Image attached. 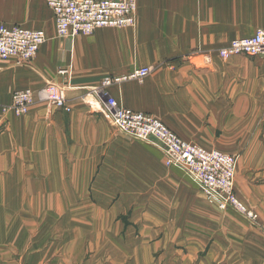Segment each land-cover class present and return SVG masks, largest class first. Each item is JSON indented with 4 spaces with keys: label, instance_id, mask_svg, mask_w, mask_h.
Here are the masks:
<instances>
[{
    "label": "crops",
    "instance_id": "obj_1",
    "mask_svg": "<svg viewBox=\"0 0 264 264\" xmlns=\"http://www.w3.org/2000/svg\"><path fill=\"white\" fill-rule=\"evenodd\" d=\"M0 24L46 33L31 61L0 62V264H264V69L257 57L216 53L264 28V0H137L133 28L74 38L56 36L45 0H0ZM142 65L153 66L148 76L109 94L185 140L237 155L234 190L256 221L183 198L184 185L199 190L164 166L160 148L104 118L90 90ZM48 82L62 84L70 112L37 98L22 116L5 108L14 91ZM135 187L156 198L132 200ZM131 205L160 242L130 244ZM47 219L61 221L40 228Z\"/></svg>",
    "mask_w": 264,
    "mask_h": 264
},
{
    "label": "built area",
    "instance_id": "obj_2",
    "mask_svg": "<svg viewBox=\"0 0 264 264\" xmlns=\"http://www.w3.org/2000/svg\"><path fill=\"white\" fill-rule=\"evenodd\" d=\"M136 3L137 0H45L53 15L55 34L60 38L91 34L99 28L132 27ZM45 41L43 30L0 24V62L11 57L31 61ZM216 53L221 59L235 55L257 57L264 69V28H256L249 36L232 39ZM205 58L210 60L208 55ZM151 70V66H139L127 74L108 76L90 90L104 118L118 131L158 146L165 164L183 172L218 210H233L249 221H256V213L234 190L237 155L185 140L151 114L121 106L109 94L110 85L124 80H141ZM36 98L56 109L71 111L62 84L55 82H48L36 91H14L5 108L21 116L28 112Z\"/></svg>",
    "mask_w": 264,
    "mask_h": 264
},
{
    "label": "rangeland",
    "instance_id": "obj_3",
    "mask_svg": "<svg viewBox=\"0 0 264 264\" xmlns=\"http://www.w3.org/2000/svg\"><path fill=\"white\" fill-rule=\"evenodd\" d=\"M137 4V3H136ZM50 10V9H49ZM135 20H136V12H135ZM135 25V24H134ZM134 25L132 26V27H128V28H133L134 27ZM37 30H40V29H37ZM46 34V33H45ZM243 56V55H242ZM247 59H249V60H251L250 59V57L249 58H247ZM255 64H257V63H254L253 65H255ZM258 65V64H257ZM142 66H151V65H142ZM139 67V66H138ZM152 67V70H153V66H151ZM134 68H136V67H134ZM152 70H151V72H152ZM61 71V70H60ZM150 72V73H151ZM149 73V74H150ZM148 74V75H149ZM147 75V76H148ZM131 80H134V79H131ZM124 81H126V80H124ZM121 82H123V81H121ZM120 83V82H119ZM115 84H118V83H115ZM91 98V97H90ZM264 98V97H263ZM91 99H94V98H91ZM25 115V114H24ZM22 116V115H21ZM262 126L264 127V123L262 124ZM258 127V126H257ZM164 157V156H163ZM238 157V156H237ZM164 164V166L167 168V169H171V168H174V167H170V166H167L166 164H165V162L163 163ZM174 169H177V168H174ZM178 170V169H177ZM180 171V170H179ZM183 173V172H182ZM140 174H141V172H140ZM184 174V173H183ZM185 175V174H184ZM186 176V175H185ZM138 176H136V178H135V182L137 183L138 182V178H137ZM185 179V181L187 182H189L190 184H192L193 185V187H195V189H198L199 190V188L186 176V177H184ZM188 180H187V179ZM183 180V181H184ZM187 182V183H188ZM187 186L186 185H184V187H183V189H182V195L184 196L183 198H187L188 196H190L191 198H193V197H195V196H199V198H205V197H202V192L199 190V195L196 193V192H192V190L190 189V187L189 188H186ZM150 190H151V188L150 189H147V193H150ZM134 196L132 197V198H135V199H132V200H137V201H141L142 200V198H156V196H155V194L152 192L151 194H145L146 193V191H143V188L142 187H135L134 188ZM236 193V192H235ZM91 195V194H90ZM201 196V197H200ZM204 196V195H203ZM206 199V198H205ZM207 201V200H206ZM207 203L208 204H210V205H212V206H214V208H216V206L215 205H213L212 203H209L208 201H207ZM136 205H138V204H136ZM132 205L130 206V244H131V242H134L135 240L134 239H136L137 238V236L138 237H140V241H142V239L143 238H148L152 243H158V242H160L161 241V236H159L158 234H157V228H154V229H150V228H148L147 227V225L149 224V221L148 220H144L143 219V217H142V211H133L132 210ZM217 209V208H216ZM218 210V209H217ZM230 211H233V210H230ZM233 212H235V211H233ZM235 213H237V212H235ZM238 214V213H237ZM242 216V215H241ZM120 219L122 220V222L123 223H127V215H122V216H120ZM59 221H61V220H55V219H47V220H45V222H44V224L43 225H41L40 226V228L41 227H44L45 229H49V228H53V224L55 223V222H59ZM74 222H76V221H74V220H71V225L73 226L74 225ZM150 223H151V221H150ZM10 225V223L8 222V226ZM151 226H153V224H151ZM8 229H10V231H12L13 230V227H8ZM150 230V231H149ZM148 231H149V233H148ZM92 238H94V235H92ZM72 245L73 244H71V247H72ZM92 253H94V252H88L87 253V256L85 257V258H89V254H92ZM100 253V257L101 256H103L104 258H106V259H113L114 257H113V252H110V251H102V252H99ZM168 254L169 253H171V252H167ZM184 253H186V252H184ZM160 254V252L158 251V252H156V254H155V256L157 257L158 255ZM171 254H173V253H171ZM75 256H76V251L74 250V251H70V252H68L67 253V256H66V258L69 260V258L70 259H74L75 258ZM96 258H97V256H95ZM94 256L92 257V259H96ZM84 258V259H85ZM104 258H102V259H104ZM167 258V257H166ZM91 259V260H92ZM98 259V258H97ZM100 259V258H99ZM79 263V262H78ZM90 264H95L94 263V261L93 262H91Z\"/></svg>",
    "mask_w": 264,
    "mask_h": 264
}]
</instances>
